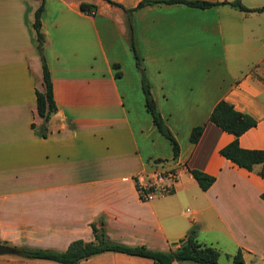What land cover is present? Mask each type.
Instances as JSON below:
<instances>
[{
	"label": "crops",
	"instance_id": "crops-1",
	"mask_svg": "<svg viewBox=\"0 0 264 264\" xmlns=\"http://www.w3.org/2000/svg\"><path fill=\"white\" fill-rule=\"evenodd\" d=\"M80 1L94 3V12L81 11ZM116 1L132 6L137 0ZM240 1L264 5V0ZM38 3L0 0V243L62 250L74 238L92 239L90 222L98 225L101 218L114 241L167 250L193 226L198 240L218 250L221 264H230L238 248L244 264H262L259 164L247 170L221 155L218 149L232 134L207 116L220 98L251 114L256 124L238 136V144L264 150V10L160 3L134 12V25L160 24V109L150 92L178 142L172 158L169 142L144 107L124 14L105 0H44L40 29L56 109L45 134L37 132L42 117L34 89L43 84L31 22ZM196 40L219 46L215 56L210 49L202 53L216 57L215 72L209 63L170 66L187 57L185 43ZM185 73L193 76L185 80ZM198 123L203 130L192 143L189 130ZM156 158L174 168L176 180L170 192L144 200L132 176L151 171ZM189 168L214 179L201 189ZM0 264L61 263L1 253ZM77 264L155 263L105 250Z\"/></svg>",
	"mask_w": 264,
	"mask_h": 264
},
{
	"label": "trees",
	"instance_id": "trees-1",
	"mask_svg": "<svg viewBox=\"0 0 264 264\" xmlns=\"http://www.w3.org/2000/svg\"><path fill=\"white\" fill-rule=\"evenodd\" d=\"M111 5L121 8L126 23L128 47L133 57L134 65L138 71L140 78V88L143 94L144 107L149 113L152 123L163 135L170 144L171 157L175 158L178 154L179 145L172 134L171 130L165 124L160 112L156 108L155 101L150 92L149 81L142 64V57L136 46V37L134 32L133 14L134 12L149 4L160 3H182L188 6L206 8L218 3H227L230 6L244 11H261L264 10V5L248 7L242 4L240 0H137L132 6H124L116 0H105ZM78 7L81 11L90 13L94 12L96 5L92 2L80 1ZM44 8V0H39L37 7L33 12L31 22L35 34L36 49L41 61L42 73V90L34 89L35 109L36 113L42 117V122L37 128V132L44 135L46 132V122L50 114L56 109L55 102L52 97V84L48 66L43 53L44 36L40 29V16ZM113 67H118L117 63H112ZM115 75L119 72L116 70ZM207 119L217 125L222 130L231 133L232 138L222 145L218 152L228 158L238 166L247 170H251L254 164H259L256 173L264 178V150L261 148H247L238 144V136L249 127L256 124V119L249 113L234 108L232 103L220 98L212 106L207 116ZM33 126V123H30ZM203 130V123L193 125L188 134L190 142L195 143ZM160 158H156V161ZM188 171L197 182L201 189L207 188L213 181L214 176L200 169L189 168ZM260 197L264 200V189L260 193ZM90 227L93 233V238L83 240L74 238L68 242L62 250H55L43 247H30L27 245H13L14 254L27 258H42L53 260L61 264H77L80 259L86 258L94 253L105 250L122 252L130 255H137L150 258L155 264H171L173 260L189 259L200 264H221L218 262V250L206 244L196 237V229L191 226L181 244L167 250L150 248L144 244H127L119 241L111 240L102 225V219H99V224L90 222ZM230 264H244L241 250L238 248L231 257ZM264 264V261L263 263Z\"/></svg>",
	"mask_w": 264,
	"mask_h": 264
},
{
	"label": "rangeland",
	"instance_id": "rangeland-1",
	"mask_svg": "<svg viewBox=\"0 0 264 264\" xmlns=\"http://www.w3.org/2000/svg\"><path fill=\"white\" fill-rule=\"evenodd\" d=\"M146 23L147 22L143 23L139 21L137 24L134 25V32L136 34L135 35L136 46L141 57L142 55L146 54L144 58L142 57V64L144 66L146 75L148 73L151 75L150 88L152 89L153 94L156 96V99L158 100L159 104L157 107L158 109H160V79H159L160 75L158 73L160 72V38H159L160 24L149 25ZM105 31L102 29V38H103V34H105ZM263 34H264V26H263ZM185 44L186 47L183 48H187V51L189 52L188 56L187 57L180 56V58L177 59V62L173 64L172 62H170L169 63L170 66L174 65L177 66V68H180L181 66L182 67L187 65L199 66L200 64L209 63L210 65H213L212 67L216 68L213 70L214 72L217 70L218 64L215 63L216 57L209 58V56L202 55L204 51L210 49V53L213 54V56H215V54L219 51L218 50L219 46L217 44H212L211 46H208L209 43L202 40L187 41ZM164 63L168 64L166 60L164 61ZM184 76H185V80H188L190 77L193 76V74L185 73ZM213 76L215 78L216 73H213ZM178 135H180L179 137L181 138L182 136L181 131H179ZM219 261H224V257L222 254L219 255Z\"/></svg>",
	"mask_w": 264,
	"mask_h": 264
},
{
	"label": "built area",
	"instance_id": "built-area-1",
	"mask_svg": "<svg viewBox=\"0 0 264 264\" xmlns=\"http://www.w3.org/2000/svg\"><path fill=\"white\" fill-rule=\"evenodd\" d=\"M157 166L148 172H137L132 178L135 189L141 199L168 193L176 180V171L172 167L163 166L162 161H155Z\"/></svg>",
	"mask_w": 264,
	"mask_h": 264
},
{
	"label": "water",
	"instance_id": "water-1",
	"mask_svg": "<svg viewBox=\"0 0 264 264\" xmlns=\"http://www.w3.org/2000/svg\"><path fill=\"white\" fill-rule=\"evenodd\" d=\"M183 241L184 238H179L176 241H172V244L175 243L181 244ZM1 253H14V248L9 244L0 243V254Z\"/></svg>",
	"mask_w": 264,
	"mask_h": 264
}]
</instances>
